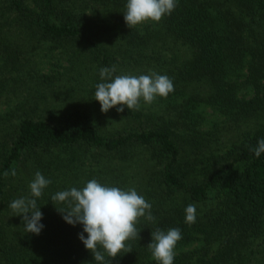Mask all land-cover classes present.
I'll use <instances>...</instances> for the list:
<instances>
[{
    "label": "trees",
    "instance_id": "obj_1",
    "mask_svg": "<svg viewBox=\"0 0 264 264\" xmlns=\"http://www.w3.org/2000/svg\"><path fill=\"white\" fill-rule=\"evenodd\" d=\"M126 4L0 0V264H99L83 226L51 201L93 178L135 188L155 217L140 218L132 251L111 264H160L147 247L157 228L181 229L173 264H264V153L252 151L264 138V0H178L159 22L132 28ZM112 65L113 78L167 75L174 91L125 106L126 123L113 125L94 99ZM63 78L69 94L56 90ZM37 171L52 181L35 198L39 235L9 207L32 198Z\"/></svg>",
    "mask_w": 264,
    "mask_h": 264
},
{
    "label": "clouds",
    "instance_id": "obj_2",
    "mask_svg": "<svg viewBox=\"0 0 264 264\" xmlns=\"http://www.w3.org/2000/svg\"><path fill=\"white\" fill-rule=\"evenodd\" d=\"M177 2L178 0H127L124 20L129 28L149 20L159 22L174 11ZM115 72L116 65L102 67L99 72L103 82L95 86L94 99L100 103L103 113L113 107H116L117 112H123L125 106L139 110L141 98L145 103L151 104L157 96L167 98L174 91V84L167 75L151 72L113 78ZM252 151L257 158L264 153V138L258 140L257 147ZM8 174L7 171L4 173L5 176ZM11 175H16L14 169ZM51 183L50 179L37 171L29 185L32 198L20 197L10 202L9 207L15 215L23 214L26 233L39 235L43 229L44 225L40 222L43 213L37 207L35 198L41 197L44 189ZM51 201L66 205L65 208H58L54 203L68 224L83 226V231L78 234L79 239L99 264H111L113 258L132 251L131 245L126 242L140 237V230L136 225L141 217L149 221L155 220L151 213V203L138 194L135 188L124 190L117 186H107L95 178L87 181L82 189L72 187L57 192L51 197ZM196 218V205L189 204L185 208V222L191 225L196 222ZM84 233H87V237ZM151 236L152 240L147 247L152 257L160 264H173L176 255L174 249L182 239L181 229L171 228L165 232L157 228L151 232ZM104 253H107L108 260Z\"/></svg>",
    "mask_w": 264,
    "mask_h": 264
},
{
    "label": "rangeland",
    "instance_id": "obj_3",
    "mask_svg": "<svg viewBox=\"0 0 264 264\" xmlns=\"http://www.w3.org/2000/svg\"><path fill=\"white\" fill-rule=\"evenodd\" d=\"M55 49V48H54ZM62 63H63V65L62 66H59V68L61 69V70H63L64 69V67L65 66H67L68 64H69V62L67 61V60H63L62 61ZM62 82H60L61 84H62V86H59V87H57L56 88V90H58L59 92H60V89L62 90V91H64V92H66L67 94H69V92H70V88H69V85H70V82H69V84L67 85V84H63L64 83V81H65V78H63L62 80H61ZM62 87V88H61ZM34 89H37V88H34ZM72 92H73V96H74V91L72 90ZM61 93V92H60ZM27 94H28V97H31V98H33V99H36L37 98V96H38V92L36 91V90H33L32 91V95H30L29 94V92L27 91ZM50 94V93H49ZM62 95V94H61ZM73 98V97H72ZM67 100L65 99V97H61L59 100H57V102H56V104L57 103H63V106L65 105L64 103L66 102ZM108 113H110V114H112V115H110V116H113V125H118V126H121V124L123 125L124 124V122H125V120L127 119V115H126V113L125 112H117V110H115V111H110V112H107L106 114H108ZM114 114V115H113ZM118 115H121V116H123V118H124V120L122 119V121L117 117ZM108 117V116H107ZM126 123V122H125ZM127 124H128V126H130V121L129 122H127ZM135 124V121L134 120H131V125H134ZM115 127V126H114Z\"/></svg>",
    "mask_w": 264,
    "mask_h": 264
}]
</instances>
